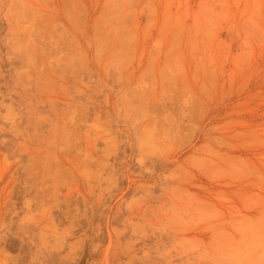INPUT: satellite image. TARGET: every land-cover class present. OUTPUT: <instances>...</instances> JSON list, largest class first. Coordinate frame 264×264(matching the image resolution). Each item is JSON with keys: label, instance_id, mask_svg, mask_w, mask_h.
<instances>
[{"label": "rangeland", "instance_id": "374dc122", "mask_svg": "<svg viewBox=\"0 0 264 264\" xmlns=\"http://www.w3.org/2000/svg\"><path fill=\"white\" fill-rule=\"evenodd\" d=\"M133 244L264 264V0H0V264Z\"/></svg>", "mask_w": 264, "mask_h": 264}, {"label": "bare ground", "instance_id": "6f19581e", "mask_svg": "<svg viewBox=\"0 0 264 264\" xmlns=\"http://www.w3.org/2000/svg\"><path fill=\"white\" fill-rule=\"evenodd\" d=\"M161 161H162V159H161ZM166 165H167V164H166ZM169 190H170V189H169ZM85 200H86V199H85ZM94 203H95V202H94ZM94 203L91 204L89 207H91V211H92V213H93V211H98L97 213L99 214V216H100V218H101L102 215H103V213H105V210H104L105 208H103V207H105V206H104L105 201H104V203L101 202V201H98V202L95 203V204H94ZM171 203H172V202H171ZM85 204L88 205V201H86ZM167 204H168V203H167ZM173 204H174V203H173ZM173 204H172V205H173ZM105 205H106V203H105ZM122 205H123V204H122ZM122 205H121V206H122ZM121 206L119 207L120 209H122ZM150 206H151V205H150ZM175 207H176V206H175ZM125 208H126V207H125ZM125 208H124V209H125ZM149 208H150V207H149ZM130 209H131V208H130ZM130 209H129V210H130ZM103 210H104V211H103ZM129 210H128V211H129ZM133 210H134V209H133ZM149 210H150V209H149ZM161 210H162V207H161ZM181 210H183V209H181ZM184 210H185V209H184ZM131 211H132V210H130L129 213H130ZM138 211H139V210H138ZM138 211H135V210H134V213H135V215H136L137 217L140 215V213H139ZM147 211H148V210H147ZM152 211H153V210H152ZM170 211H171V210H170ZM178 211H179V210H178ZM117 212H118V211H117ZM119 212H120V211H119ZM121 212H122V211H121ZM137 212L139 213V215H138ZM145 212H146V211H145ZM161 212H162V211H161ZM161 212H160V213H161ZM163 212H164V211H163ZM171 212H172V211H171ZM183 212H184V211H183ZM94 213H95V212H94ZM126 213H127V215H128V212H126ZM134 213L132 212V215H133V216H134ZM136 213H137V214H136ZM147 213H148V212H147ZM147 213H146L145 215H147ZM165 213H167V212H165ZM150 214H151V213H150ZM152 214H154V213H152ZM155 214H156V213H155ZM168 214H169V213H168ZM114 215H115V214H114ZM129 215H130V214H129ZM129 215H128V217H130V218L127 217V218L124 219L123 222H122V223H124V224H123L124 227L122 228V232H125V231L127 230V226H129V224H131V227L133 228V232H132V233H135V232H136V233H135V236L137 235V233H139V234L135 237L136 239H135L134 241H135V243H136V241H137V242H140L139 240H137V238L139 239L138 236L140 235L141 232L143 233L144 230H143V228L141 227L140 224L138 225V223L132 222V221H133V216H132V215L129 216ZM173 215H174V214H173ZM175 215H176V214H175ZM115 216H117L118 218L121 217V219H123L122 216H120L119 214H117V215H115ZM131 216H132V217H131ZM140 216H141V215H140ZM156 217H157V216H156ZM158 217H159V216H158ZM166 217H167V216H166ZM177 217H179V216H177ZM98 218H99V217H98ZM124 218H125V217H124ZM131 218H132V220H131ZM172 218H173V217H172ZM102 219H103V218H102ZM158 219H159V218H158ZM165 219H166V218H164V220H165ZM97 220H98V219H97ZM97 220H96V221H97ZM108 220H110V219H108ZM182 220L184 221V219H182ZM78 221H79V220H78ZM96 221H95V222H96ZM98 221H99V222H98ZM98 221H97L96 224H94V223H95V222H94L93 224L90 225V230L92 231V233H94V234L96 235V238H95V237L93 238L96 242L93 240L92 243H91V244H93V245H96L98 242H99V244H100V241L102 242V239H103V238L101 239V237H102L103 234H105V231H104V230H105L106 228H104V227H106V226L103 225V223L101 222L100 219H99ZM115 221H118V220H115ZM121 221H122V220H121ZM146 221H147V220H146ZM174 221H175V220H174ZM177 221H178V220H177ZM183 221H182V222H183ZM72 222H73V221H72ZM76 222H77V221H76ZM107 222H108V221H107ZM112 222H113V221H112ZM148 222H149V221H148ZM158 222H159V221H158ZM160 222H162V221H160ZM185 222H186V221H185ZM78 223H79V222H78ZM151 223H152V221H151ZM154 223H157V222H154ZM168 223H169V222H168ZM110 224H111V222H110ZM136 224H137L138 226H137ZM148 224H149V223H148ZM169 224H170V223H169ZM171 224H173V223H171ZM119 225H120V224H119ZM143 225H144V224H143ZM139 226H140V228H139L138 230H140V229L142 228V229H141V232L135 231ZM169 226H170V225H169ZM172 226H174V225H172ZM187 226H188V225H187ZM161 227H162V226H161ZM132 228H130L131 231H132ZM147 228H149V227H147ZM156 228H157V227H156ZM151 229H152V228H151ZM161 229H162V228H161ZM186 229H187V228H186ZM124 230H125V231H124ZM142 230H143V231H142ZM157 230H158V229H157ZM182 230H183V229H182ZM69 231H70V230H69ZM80 231H81V230H80ZM146 231H147V230L145 229V233H146ZM159 231H160V230H159ZM183 231H184V230H183ZM122 232H121V231L119 232V230H118V232H116V233H117V240L119 239V241H120V242L117 241V242H118L117 244H119V245H117V246H119V247L123 245V244H122V241H127V240L129 241V238H130V237H129V238H127V239H122V240H120V239L123 237V236H121V238H120V235H123ZM69 233H70V232H69ZM127 233H128V232H127ZM142 233H141V234H142ZM145 233H143L144 235L142 234V236H140V237H142V239L145 238V236H147V235L149 234V233H148V234H145ZM150 233H151V232H150ZM152 233H153V232H152ZM154 233H155V232H154ZM154 233H153V234H154ZM156 233H157V232H156ZM165 233H166V232H165ZM71 234H72V233H71ZM130 234H131V232H130ZM85 235H86V234H85ZM110 235H111V234H109L108 236H110ZM125 236H126V235H125ZM158 236H159V235H158ZM70 237H71V236H70ZM118 237H119V238H118ZM133 237H134V236H132L131 238L133 239ZM147 237H149V236H147ZM151 237H152V236H151ZM162 237H163V236H162ZM110 238H111V237H110ZM142 239H141V240H142ZM146 239H148V238H145V241H146ZM97 240H98V242H97ZM143 240H144V239H143ZM183 240H184V239H183ZM83 241H84V239H83ZM128 241H127V242H123V243H125V246H124V247H127V246L129 245V244H128ZM145 241H144V243H146ZM65 242H66V241H65ZM69 242H70V241H69ZM93 242H94V243H93ZM110 242H111V241H110ZM141 242H142V241H141ZM95 243H96V244H95ZM120 243H121L122 245H121ZM170 243H171V241H170ZM170 243H169V244H170ZM181 243H182V242H181ZM183 243H185V242H183ZM89 244H90V243H89ZM127 244H128V245H127ZM126 245H127V246H126ZM135 245H137V244H133L132 247H131L130 249L127 250V253H125V252H126V251H125L126 249L123 250V251H124V253H123L124 255L129 254V255L133 256V257L130 258L129 260H128V259H127V260H124V258H123V260H124L123 263L127 264L126 261L129 262L131 259L136 258V255H137V254H134V255H133V252H134V251H135L134 253H136V246H135ZM158 245H159V244H158ZM171 245H172V244H171ZM180 245H181V244H180ZM187 245H189V244H187ZM91 246H92V245H90V247H91ZM97 246H98V245H97ZM97 246H92V247L95 248V247H97ZM129 246H130V245H129ZM168 246H169V245H168ZM168 246H167V247H168ZM98 247H99V246H98ZM98 247H97V248H98ZM100 247H101V245H100ZM111 247H113L112 244H111ZM140 247H141V246H140ZM167 247H166V248H167ZM170 247H171V246H170ZM94 248H93V249H94ZM101 248H102V247H101ZM166 248H165V249H166ZM184 248H185V247H184ZM91 249H92V248H91ZM146 249H147V248H146ZM169 249H170V248H169ZM173 249H175V248H173ZM95 250H96V248H95ZM114 250H115V249H114ZM114 250H113V252L116 253ZM120 250H121V251H119V250H118V251L122 253V249H120ZM83 251H84V250L82 249V252H83ZM99 251H100V250H99ZM161 251H162V250H161ZM164 251H165V250H164ZM174 251H175V250H174ZM174 251H173V252H174ZM100 252H101V251H100ZM158 252H159V251H158ZM167 252H168V251H167ZM170 252H172V251H170ZM161 253H162V252H161ZM180 253H181V252H180ZM180 253H179V254H180ZM118 254H119V253H118ZM144 254H145V253H144ZM162 254H163V253H162ZM173 254H174V253H173ZM173 254H172V255H173ZM176 254H177V253H176ZM116 255H117V253H116V254H113V256H115V258L113 257L115 260H117V256H118V255H117V256H116ZM172 255H170V257H171ZM79 256H80V254H79ZM120 256H121V255H120ZM131 256H129V257H131ZM166 256H167V255H166ZM175 256H176V255H175ZM65 257H66V256H65ZM118 257H119V256H118ZM122 257H123V256H122ZM162 257H163V256H162ZM79 258H80V257H79ZM108 258H109V257H108ZM113 258H112V259H113ZM127 258H128V257H127ZM150 258H151V256H150ZM150 258H149V259H150ZM160 258H161V257H160ZM164 258H165V257H164ZM66 259H67V257H66ZM112 259H111V260H112ZM121 259H122V258H121ZM137 259H138V258H137ZM151 259H153V258H151ZM151 259H150V260H151ZM188 259H189V258H188ZM79 260H80V259H79ZM134 260H136V259H134ZM164 260H165V259H164ZM189 260H190V259H189ZM93 261H96V260H93ZM93 261H92V262H93ZM97 261H98V260H97ZM131 261H133V260H131ZM131 261L129 262L130 264L132 263ZM136 261H137V260H136ZM168 261H169V260H168ZM172 261H173V260H172ZM98 262H99V261H98ZM114 262H115V261H114ZM114 262L112 261V263H114ZM133 262H134V261H133ZM89 263H90V262H89ZM93 263H95V262H93ZM103 263H104V262H103ZM115 263H116V262H115ZM117 263H118V261H117ZM121 263H122V262H121ZM129 263H128V264H129ZM138 263H139V261H138ZM138 263H137V264H138ZM176 263H177V261H176ZM176 263H175V264H176ZM186 263H187V262H186ZM90 264H91V263H90ZM99 264H100V263H99ZM118 264H119V263H118ZM132 264H136V263H132ZM144 264H145V263H144ZM153 264H154V263H153Z\"/></svg>", "mask_w": 264, "mask_h": 264}]
</instances>
